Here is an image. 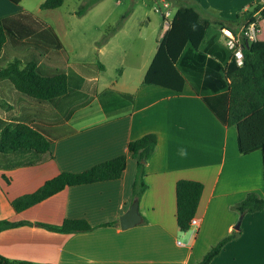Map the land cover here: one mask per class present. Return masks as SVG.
I'll return each mask as SVG.
<instances>
[{
    "label": "crops",
    "instance_id": "obj_1",
    "mask_svg": "<svg viewBox=\"0 0 264 264\" xmlns=\"http://www.w3.org/2000/svg\"><path fill=\"white\" fill-rule=\"evenodd\" d=\"M243 1V11L252 8L251 0ZM261 2L252 0V4ZM22 3L0 0V19L28 11ZM217 6L202 5L201 10L212 11V16L198 11L221 21L214 15L224 19L225 10ZM233 21L222 20L232 30L237 26ZM212 25L211 36L218 33L215 22ZM166 30L163 27L161 39ZM218 40L222 41L221 35ZM258 40H264V19L259 21ZM64 50L63 44V50L53 55L60 58ZM46 59L39 63L43 72L76 74L70 91L50 103L37 104L10 81L0 79V118L69 124L76 133L55 141L51 157L44 155L39 165L0 169V220L60 225L65 219H85L93 229L75 233L29 225L7 229L0 232V255L40 264H197L214 245L238 232L210 264H264V211L241 216L235 209L250 192L264 196L261 150L241 154L236 127L223 125L188 83L182 92L144 84L151 62L122 64L119 79L103 83L104 63L98 64L102 68L93 64L95 69L89 72L86 66L75 70L70 63H44ZM105 92L111 95L101 100ZM125 95H131L133 102ZM151 133L157 135L158 144L146 164L148 188L139 200L142 221L123 230L120 217L134 201L137 168L128 145ZM123 154L127 166L119 179L67 187L22 212L11 206L13 199L36 191L62 172H82ZM181 179L204 185L194 217L198 225L189 230L193 235L187 239L180 233L189 231L182 232L176 218V184Z\"/></svg>",
    "mask_w": 264,
    "mask_h": 264
},
{
    "label": "trees",
    "instance_id": "obj_2",
    "mask_svg": "<svg viewBox=\"0 0 264 264\" xmlns=\"http://www.w3.org/2000/svg\"><path fill=\"white\" fill-rule=\"evenodd\" d=\"M20 4L23 0H10ZM103 0H86L77 14L83 16ZM180 2L168 30L158 43L157 51L145 74L144 84L161 86L182 92L189 84L207 108L225 126H235L238 131V148L241 154L261 150L264 162V40L243 41V63L239 65L233 52L218 40L220 30L229 26L226 22L212 21L201 15L196 7ZM64 0H45L43 10L61 7ZM242 11L234 23L240 27L264 19V6L251 4ZM164 20V19H163ZM217 25L219 33H209ZM232 22V23H233ZM121 24L104 36L106 42ZM233 32H237L233 29ZM210 36V37H209ZM63 50L61 39L44 19L30 11H22L0 19V56L8 63L0 67V79L10 81L24 97L37 104H46L66 95L77 81L74 72L45 73L39 67L43 58L52 52ZM102 68V65H98ZM111 95L105 92L101 100ZM126 96V97H125ZM130 103L131 95H125ZM129 103V106L131 105ZM76 133L69 124H54L40 119L31 123L7 121L0 118V169L39 165L44 155L51 157L52 144ZM158 137L147 134L131 141L128 150L136 161V175L132 186L133 200H140L148 185L145 181L146 164L156 150ZM127 166V155L99 163L85 171L62 172L47 180L36 191L11 201L16 212L29 209L63 191L67 187L119 179ZM5 180L10 183L6 176ZM204 185L199 181L181 179L176 184L177 224L182 232H188L195 217ZM235 209L241 216L264 211V196L248 193ZM118 224V221L107 225ZM40 226L57 233L90 231L93 227L85 219H65L54 225L30 221L0 220V232L20 226ZM239 235L233 232L214 245L202 258L200 264H210L224 246ZM0 264H40L30 261L11 260L0 255Z\"/></svg>",
    "mask_w": 264,
    "mask_h": 264
},
{
    "label": "rangeland",
    "instance_id": "obj_3",
    "mask_svg": "<svg viewBox=\"0 0 264 264\" xmlns=\"http://www.w3.org/2000/svg\"><path fill=\"white\" fill-rule=\"evenodd\" d=\"M44 2L45 0H23L22 3L25 10L39 15L51 24L63 41L64 57L56 58L53 55L55 52H52L44 63H70L75 70L86 66L89 72L94 71L95 65L104 63L106 71L102 74L103 83L119 79L122 64L147 65L151 62L161 40L165 23L163 13L169 10L173 15L180 4L178 0H103L83 16H79V7L86 0H64L61 7L53 10L41 9ZM208 2L222 7L225 10L224 19L228 21L236 20L245 4L243 0H184L183 4L199 8L203 14L212 16V11L207 12L206 8L201 10L202 5H208ZM251 4L252 0L249 7ZM219 16L223 18L221 15H214L221 21L224 20ZM119 24L121 25L115 34L108 41L102 42L104 36ZM240 26L237 24L235 30ZM0 60L3 61L1 56ZM93 64L95 65L92 66ZM192 235L193 231L180 233L183 239Z\"/></svg>",
    "mask_w": 264,
    "mask_h": 264
},
{
    "label": "built area",
    "instance_id": "obj_4",
    "mask_svg": "<svg viewBox=\"0 0 264 264\" xmlns=\"http://www.w3.org/2000/svg\"><path fill=\"white\" fill-rule=\"evenodd\" d=\"M264 6V2H263ZM165 7H168L167 4H165ZM172 14L169 10L165 11L163 13V19H164V27L169 28L170 21ZM256 20L252 22H248L245 26H242L238 32H233L231 28L223 27L220 30L221 37L223 40V43L225 46H227L229 49L233 52V57L235 61L241 65L243 63V41L246 39V41H255L258 39L259 35V17L260 12H257L255 14ZM198 220L196 218H193L191 220V226H197Z\"/></svg>",
    "mask_w": 264,
    "mask_h": 264
},
{
    "label": "water",
    "instance_id": "obj_5",
    "mask_svg": "<svg viewBox=\"0 0 264 264\" xmlns=\"http://www.w3.org/2000/svg\"><path fill=\"white\" fill-rule=\"evenodd\" d=\"M248 43V41H247ZM241 220L240 219L235 227L236 230L240 229L241 226ZM142 221V216L139 211V201L134 200L132 205L130 206L129 210L120 217V226L123 230L132 228L138 224H140Z\"/></svg>",
    "mask_w": 264,
    "mask_h": 264
}]
</instances>
